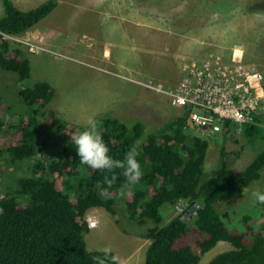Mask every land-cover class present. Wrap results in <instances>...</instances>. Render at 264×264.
Segmentation results:
<instances>
[{"label": "trees", "instance_id": "obj_1", "mask_svg": "<svg viewBox=\"0 0 264 264\" xmlns=\"http://www.w3.org/2000/svg\"><path fill=\"white\" fill-rule=\"evenodd\" d=\"M1 1L0 70L17 73L24 83L31 76L29 59L8 36L33 29L59 0L28 10L13 0ZM19 94L22 105L12 113L0 90V186L8 179L0 193V264H93L91 257L99 253L88 248L85 237L87 211L93 207L114 216L124 212L141 226L139 233L150 241L143 264H199L222 241L231 247L207 264H264V203L255 201L257 216L216 208L255 181L263 180L264 186V148L241 169L222 148L218 165L206 177L209 140L188 130L187 111L152 131L140 119H95L114 158L137 148L142 176L130 183L119 168L106 173L81 163L71 138L82 127L48 113L55 97L49 82L22 86ZM231 125L225 121L222 131ZM245 127L248 137L264 142L259 116ZM20 169L25 175L18 174ZM105 175L116 177L107 199L97 188L106 186ZM165 205L170 206L166 219ZM174 209L180 213L173 216Z\"/></svg>", "mask_w": 264, "mask_h": 264}, {"label": "rangeland", "instance_id": "obj_2", "mask_svg": "<svg viewBox=\"0 0 264 264\" xmlns=\"http://www.w3.org/2000/svg\"><path fill=\"white\" fill-rule=\"evenodd\" d=\"M13 1L28 10L46 0ZM3 15L0 0V17ZM125 16L129 19H122ZM8 38L12 47L23 50L31 66V76L24 83L18 81L17 73L0 70L3 104L12 113L22 105V86L47 81L55 89L47 107L50 115L77 127H83L89 118L103 116L140 119L152 131L184 113L172 103L171 92L179 83L185 61L203 59L210 53L225 57L229 45L255 40L253 49H245L246 64L264 75V0H59L53 13L33 29ZM29 43L34 44L33 51ZM106 50L108 57L104 56ZM245 128L233 124L227 132L209 135L188 127L209 140L206 177L218 165L222 148L228 158H236L234 166L240 169L264 148V142L248 137ZM24 172L20 169L18 174ZM7 182L3 180L0 193ZM254 190H264L263 180L216 208L257 216L256 200L251 196ZM169 210V205L163 207L165 219ZM119 213L114 216L102 207L87 211L94 226L85 235L87 246L96 250L111 245L123 264H143L150 241L139 233L140 225ZM178 213L180 209L171 210L173 216ZM230 247L228 242H219L199 264H207Z\"/></svg>", "mask_w": 264, "mask_h": 264}, {"label": "built area", "instance_id": "obj_3", "mask_svg": "<svg viewBox=\"0 0 264 264\" xmlns=\"http://www.w3.org/2000/svg\"><path fill=\"white\" fill-rule=\"evenodd\" d=\"M34 50V44H30ZM187 60L172 103L187 111V128L209 135L225 121L245 126L255 115L264 121V75L245 64L235 51L228 60L218 53ZM91 224V223H90ZM93 225V224H92Z\"/></svg>", "mask_w": 264, "mask_h": 264}, {"label": "clouds", "instance_id": "obj_4", "mask_svg": "<svg viewBox=\"0 0 264 264\" xmlns=\"http://www.w3.org/2000/svg\"><path fill=\"white\" fill-rule=\"evenodd\" d=\"M72 143L75 146V152L81 163L90 169L103 170L106 173L111 172L115 168L122 170V175L127 181L134 183L142 176L141 165L137 159L138 151L136 147H131L123 156V159H116L110 154V150L103 136L99 131V122L93 118H89L84 126L72 136ZM116 177L109 178L104 176L102 186L97 184L99 195L102 198H110L112 184ZM254 200L264 203V191L254 190L251 193ZM99 253L91 257L93 264H123L120 256L114 254L111 245H104L96 249Z\"/></svg>", "mask_w": 264, "mask_h": 264}, {"label": "crops", "instance_id": "obj_5", "mask_svg": "<svg viewBox=\"0 0 264 264\" xmlns=\"http://www.w3.org/2000/svg\"><path fill=\"white\" fill-rule=\"evenodd\" d=\"M129 19L128 16H125V17H122L123 18H126ZM255 40H251L249 41L247 44L246 43H233L232 45H229L228 47L231 48L229 49V51H224L225 53V58L228 60L229 58H231L232 54L234 53V51L237 53V54H240L242 57H243V60L245 62V64L247 63V61L249 60L248 58V55L246 54V47H248L249 49L250 48H254V42ZM256 43V42H255ZM250 44V45H249ZM246 49V50H245ZM225 50V49H224ZM108 54H109V50H106L105 51V54L104 56L105 57H108ZM245 54H246V57H245ZM107 55V56H106ZM251 60V59H250ZM255 60V59H254ZM182 75V74H181ZM179 81V80H178ZM88 216V215H87ZM88 219V218H87ZM91 223V222H90ZM94 228V226L92 225V223L90 224V229Z\"/></svg>", "mask_w": 264, "mask_h": 264}]
</instances>
